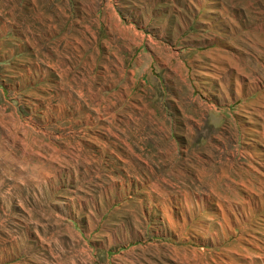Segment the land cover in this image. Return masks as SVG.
<instances>
[{
	"label": "rangeland",
	"instance_id": "1",
	"mask_svg": "<svg viewBox=\"0 0 264 264\" xmlns=\"http://www.w3.org/2000/svg\"><path fill=\"white\" fill-rule=\"evenodd\" d=\"M0 264H264V0H0Z\"/></svg>",
	"mask_w": 264,
	"mask_h": 264
}]
</instances>
